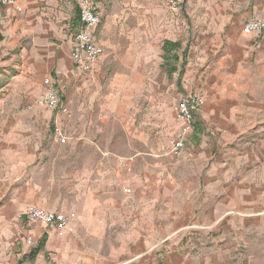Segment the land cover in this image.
<instances>
[{
  "label": "crops",
  "instance_id": "obj_1",
  "mask_svg": "<svg viewBox=\"0 0 264 264\" xmlns=\"http://www.w3.org/2000/svg\"><path fill=\"white\" fill-rule=\"evenodd\" d=\"M17 5L0 7L5 92L34 100L49 78L70 113L52 114L64 142L35 141L27 125L3 131L0 264H264V36L242 33L264 20V0H185L169 13L158 0H96L102 54L82 76L70 58L75 0ZM216 77L231 108L218 119L202 106L172 154L178 99H204L187 86ZM194 198L199 210L182 211ZM29 206L75 219L58 235L18 220Z\"/></svg>",
  "mask_w": 264,
  "mask_h": 264
},
{
  "label": "built area",
  "instance_id": "obj_2",
  "mask_svg": "<svg viewBox=\"0 0 264 264\" xmlns=\"http://www.w3.org/2000/svg\"><path fill=\"white\" fill-rule=\"evenodd\" d=\"M185 0H158V2L169 12L178 11ZM78 10V28L72 35V49L70 58L80 74L90 72L92 66L97 62L102 54V49L93 39V33L101 21V14L96 7V0H75ZM9 6L17 12L21 8L17 5V0H0V7ZM242 33L245 35L261 34L264 36V20L258 17H250L242 27ZM44 91L36 100L35 105L45 106L55 110L60 105L58 91L54 88L51 80H44ZM204 104L203 97L196 94L182 95L176 104V120L180 124L178 133L172 144L175 152L180 151L186 142L188 134L193 130V117L197 110ZM63 113L67 114L65 108H60ZM60 137V132L56 133ZM63 142V138H62ZM123 192L130 193V189L123 188ZM23 218L27 222H37L56 229L58 235H62L65 229L75 219L72 212L46 211L33 206H29L23 212ZM30 243V240H27Z\"/></svg>",
  "mask_w": 264,
  "mask_h": 264
},
{
  "label": "rangeland",
  "instance_id": "obj_3",
  "mask_svg": "<svg viewBox=\"0 0 264 264\" xmlns=\"http://www.w3.org/2000/svg\"><path fill=\"white\" fill-rule=\"evenodd\" d=\"M139 8L140 7H138V6L129 5V6H123L122 9H124L127 13L134 14V13H137L140 11ZM163 9L166 10L164 7H163ZM167 12L169 13V11H167ZM87 74H89V73H87ZM82 75H84V74H81V76ZM3 78L0 77V141H3V136H4L3 131H5L8 126L27 125V126H31L33 128L32 129V131H33L32 137H34L33 139L35 141L40 140V138H42L44 141H46L47 140V137H45L46 134L48 135L49 132H51V133H53V136H55L58 141H62V138H63V142H64L66 140V136L62 133L61 130L56 128V125L52 121L53 120L52 114L58 113V114H63L64 116H66L70 113L69 108L67 107V102L64 101L65 97H66V93L58 92L59 97H60V105L55 110H52V109H49L45 106L35 105L36 100L39 98V96L37 98H35L34 100H32V99H29L26 94H23L22 92L19 93V91H17V90L6 93L5 89L7 90L8 87L6 88L5 84H7V82ZM224 82H225V80H223L222 77H216V79L213 82V83H216V85H200V86L188 85L187 90L190 88H192V89L197 88L199 91L204 93L205 102H204L203 106L205 108H207L208 110H210V112L211 111L216 112V113H213V115L215 114L216 118L220 119V118H222V116H224L225 114L228 113V110L231 108V105H232L230 101H225L224 98L218 97L220 93L226 92V89H225L226 85L222 84ZM219 83H221L222 85H219ZM219 88L221 91L219 90ZM4 93H5V95H4V97H2V95ZM60 108H65L67 110V114L63 113ZM46 110H48L50 113L49 112L47 113ZM196 121H197V119H196ZM205 129L206 128L203 127L204 133L208 134L205 132ZM199 130H200L199 131V133H200L201 128ZM57 132H60V137L56 136ZM186 141H187V138H186ZM196 141H197L196 135H192L190 137V140H189L190 144L188 143L189 144L188 147L194 146L196 144ZM185 144H184V146H185ZM157 151H159V154H160L159 156H161V154L164 153L166 150L160 149ZM170 151L174 155H179L181 153V151L175 152L172 148V145H171ZM162 157H163L162 160H164L165 162L168 160L167 159L168 155H165ZM188 170H189V168H188ZM189 172H190V170H189ZM189 177H190V173H188V175H187V178H188L187 183L191 184V183H193V181L189 180ZM31 183L33 184L34 182L32 181ZM42 199H43V201L49 203L52 200H54L55 198L44 197ZM187 203H188L187 205L186 204L185 205L184 204L179 205V207L182 209V211L187 210L188 212H190V210L192 209V212H194V214H195L196 211L199 210L200 202H199L198 198H196V200H195V198L192 200L188 199ZM162 211L164 214L166 211L165 206H164V209H162ZM23 212L18 215V220H25L23 218V215H22ZM233 216H238L237 212H235L233 214Z\"/></svg>",
  "mask_w": 264,
  "mask_h": 264
},
{
  "label": "trees",
  "instance_id": "obj_4",
  "mask_svg": "<svg viewBox=\"0 0 264 264\" xmlns=\"http://www.w3.org/2000/svg\"><path fill=\"white\" fill-rule=\"evenodd\" d=\"M77 19H78V10H77ZM167 47H172V45L170 43L166 44Z\"/></svg>",
  "mask_w": 264,
  "mask_h": 264
}]
</instances>
